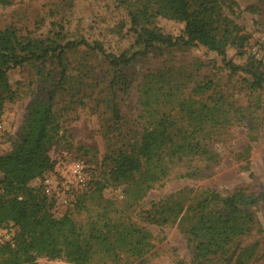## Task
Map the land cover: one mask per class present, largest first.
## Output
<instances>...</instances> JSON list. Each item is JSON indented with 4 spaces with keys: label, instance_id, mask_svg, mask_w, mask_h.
Here are the masks:
<instances>
[{
    "label": "trees",
    "instance_id": "1",
    "mask_svg": "<svg viewBox=\"0 0 264 264\" xmlns=\"http://www.w3.org/2000/svg\"><path fill=\"white\" fill-rule=\"evenodd\" d=\"M6 0H0V3ZM141 49L131 54L107 52L99 42L24 38L11 27L0 31V110L15 94L8 71L38 60L55 57L62 63L65 49L86 46L101 52L116 68H124L157 43L167 46L205 47L222 57L231 71L252 76L254 87L264 86V73L254 62L237 66L227 50L248 38L242 27L223 12L225 0H123ZM159 16L185 23L182 34L167 35L155 26ZM183 71L148 74L139 85L141 110L139 139L129 149L110 156L90 193L83 192L73 209L61 217L52 211L54 199L45 194L42 181L55 166L48 145L57 127L54 92L48 100L34 102L20 141L0 156V226L16 227L13 237L0 241V264H36L41 257L71 264H144L156 248L152 224L180 220L195 264L212 257L221 264L237 252L227 246L246 235L254 222L250 207L264 194L236 190L222 195L213 189L192 193L184 188L160 200L145 202L156 186L173 179L208 176L218 156L211 143L227 126L244 122V108L214 85H191ZM120 80V78L116 77ZM201 159L205 168L193 165ZM90 182L88 183V185ZM123 185L121 198H105L103 191ZM256 245L240 247L237 264L250 261Z\"/></svg>",
    "mask_w": 264,
    "mask_h": 264
},
{
    "label": "rangeland",
    "instance_id": "2",
    "mask_svg": "<svg viewBox=\"0 0 264 264\" xmlns=\"http://www.w3.org/2000/svg\"><path fill=\"white\" fill-rule=\"evenodd\" d=\"M223 12L242 27L248 38L242 46L227 50V59L237 66L256 63L264 73V0H225ZM155 26L167 35L183 33L185 23L159 16ZM11 27L24 38L99 42L107 52L120 55L141 49L136 42L128 10L123 0H6L0 3V31ZM54 35H59L54 37ZM54 37V38H53ZM177 74L191 85H214L244 108L241 124L224 128L211 143L218 153L209 164L208 176L173 179L150 190L145 202L157 201L184 188L192 193L213 189L222 195L236 190L264 194V86L254 87L249 74L233 72L222 57L205 47H167L157 43L145 55L124 68L113 67L98 50L84 45L65 49L60 64L55 57L44 62L32 60L8 71L14 96L0 110V156L12 150L27 127L34 102L47 101L54 92L53 112L57 127L48 145L55 168L47 173L55 183L53 213L61 217L73 209L83 192L90 193L109 167V157L119 149H129L139 139V85L143 77L158 71ZM116 77L120 78L119 82ZM83 161L90 184L80 190L69 187L68 168ZM200 168L207 163L193 162ZM43 181V180H42ZM42 181L34 182L40 185ZM123 185L103 191L105 198H121ZM254 217L251 230L227 246L237 252L227 263L237 264L240 247L253 246V258L245 264H264V197L249 208ZM156 248L144 264H195L187 227L180 220L152 224ZM16 227L0 226V241L10 240ZM210 256L197 264H221ZM36 264H71L62 259L38 258Z\"/></svg>",
    "mask_w": 264,
    "mask_h": 264
},
{
    "label": "built area",
    "instance_id": "3",
    "mask_svg": "<svg viewBox=\"0 0 264 264\" xmlns=\"http://www.w3.org/2000/svg\"><path fill=\"white\" fill-rule=\"evenodd\" d=\"M69 187L83 190L87 188L89 180L86 166L83 161L75 160L68 168ZM44 192L48 196H52L55 192V183L50 178L44 177L42 181Z\"/></svg>",
    "mask_w": 264,
    "mask_h": 264
}]
</instances>
